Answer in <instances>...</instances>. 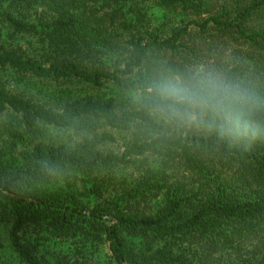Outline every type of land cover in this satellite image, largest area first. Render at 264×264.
Masks as SVG:
<instances>
[{"label":"trees","instance_id":"obj_1","mask_svg":"<svg viewBox=\"0 0 264 264\" xmlns=\"http://www.w3.org/2000/svg\"><path fill=\"white\" fill-rule=\"evenodd\" d=\"M198 66L257 98L255 137L157 110L147 88ZM7 78L49 83L55 95L44 101ZM0 115V203L22 264H57L23 237L30 222L73 242L59 264H102L101 245L103 264H185L179 248L204 240L206 264L224 249L230 264H264V0H0ZM50 127L88 134L74 146L34 136ZM101 127L129 136L122 151L105 148L115 138ZM137 162L143 176L112 202L85 206L61 185Z\"/></svg>","mask_w":264,"mask_h":264},{"label":"rangeland","instance_id":"obj_2","mask_svg":"<svg viewBox=\"0 0 264 264\" xmlns=\"http://www.w3.org/2000/svg\"><path fill=\"white\" fill-rule=\"evenodd\" d=\"M204 62L205 58H200V62ZM213 60H211L212 62ZM10 80L8 85L11 86L14 90L25 91L32 93L33 95L43 99L44 101H50V99L55 95V88L53 85L49 83H44L42 81H23L17 78H7ZM78 91L79 88L77 87ZM83 94H91V89L87 88L85 91L83 89ZM7 115H0V122L5 120ZM108 132L115 138V141H109L105 144V148L108 150L114 151H122L125 143L130 139L129 136L124 133H119L118 131L112 130L110 128L104 127L100 128L98 132ZM86 131L80 130L76 131L74 129H58V128H47V131H43V133H37L34 136H40L39 140H45L54 144H66L68 146H74L79 143L83 136L87 135ZM3 139L0 137V145L2 144ZM149 165L152 167L157 164V160L152 158L149 160ZM143 164L137 162L132 167L127 168H116L111 170H106L101 174L95 175H85L79 174L75 175L71 178H66L61 183L62 188L66 191L75 193L78 195V199L85 204V206L91 207L95 203H107L112 202L119 197H122L125 193H128L135 185V182L143 176ZM136 166V167H135ZM93 181H98L102 193H98L97 195H92L89 193V189L93 185ZM162 195L158 198L161 201ZM157 199L151 201L148 199L143 202L141 205V209L145 212L151 211L150 207L153 205L155 209H157ZM107 218V217H106ZM109 221V220H107ZM13 226V216L10 212V206L7 199H3V204L0 203V264H22L17 254L13 251L10 242V231ZM23 237L27 240L34 243H39L41 246V253L46 254L51 261L56 262H66L68 261L69 255L71 257L76 252L75 245L71 240L66 238H60L51 234V232L47 231L45 228H42L34 223L30 222V224L26 225L23 230ZM206 240L197 243L190 244L184 243L180 248L179 252L182 255V258L185 261V264H206L203 259L204 249L203 245L206 244ZM100 251H93L96 254L97 263H104L107 261L108 256V248L106 245L100 246ZM234 251L232 249H224L222 252L218 254L219 259L217 264H230L232 259L236 257ZM78 254V253H77ZM217 256V257H218ZM202 258V260H201ZM212 264V263H211Z\"/></svg>","mask_w":264,"mask_h":264},{"label":"clouds","instance_id":"obj_3","mask_svg":"<svg viewBox=\"0 0 264 264\" xmlns=\"http://www.w3.org/2000/svg\"><path fill=\"white\" fill-rule=\"evenodd\" d=\"M151 101L168 120L188 125L218 127L221 134L256 136L259 127L251 120L259 107L257 98L222 74L198 66L186 74L154 82L147 88Z\"/></svg>","mask_w":264,"mask_h":264}]
</instances>
